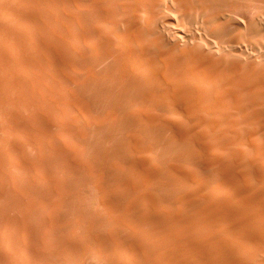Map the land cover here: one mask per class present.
Returning <instances> with one entry per match:
<instances>
[{"label": "bare ground", "instance_id": "1", "mask_svg": "<svg viewBox=\"0 0 264 264\" xmlns=\"http://www.w3.org/2000/svg\"><path fill=\"white\" fill-rule=\"evenodd\" d=\"M123 1L122 5L119 0H0V125L4 123L1 128L6 127L12 137L17 135L13 142L8 138L11 134L4 136L7 139L3 137L0 141L3 147H0L5 152L17 153L23 168L28 171L30 165L38 170L40 175L35 174L39 176L48 177L53 172L80 175L78 177H111L116 173H132V176H142L143 180L144 177L150 179L154 181L152 186L155 188L157 185L167 195H176V203L171 204L166 198L168 206L165 204V207L172 210L175 206L174 209L177 208L181 213L180 218L187 213L191 218L194 241L191 244L193 256L190 264H264V169L260 167L264 166V60H261L264 57L260 59L261 63L251 64L250 61L246 64V61L239 63L237 59L228 57L232 53L230 50L231 53L226 52L228 55L221 51L218 56H214L198 44L188 45L187 42V45L180 48V42L184 37L187 38L188 32L177 30L180 25L167 32L159 26L164 22L173 26L172 15L169 12L163 14L162 10L168 4H175V7H179L181 16L189 22L198 20L209 9L211 12L205 19L207 28L211 30L216 25L224 28L234 25L235 35L242 36L240 22L223 12L228 9L223 6H234L236 1H245L243 4L250 1L255 6V15L253 14L254 20L249 22V31L256 37L264 32V0ZM213 5L223 8L212 11L210 7ZM19 27L23 31L18 30ZM102 29L106 31L103 32ZM236 36L232 38V42L236 41ZM82 40L87 43L86 47L81 46ZM208 45L212 47L211 43ZM52 63L58 67L50 69L47 64ZM61 67H69V72L64 71L67 68L63 70ZM69 69L72 70L71 73ZM202 76L203 81L200 80ZM22 78H26L28 82L30 80L33 87L36 86L34 88L38 87L45 93L48 105L41 106L44 100L40 104V98L27 86L31 82L26 85ZM22 99L30 101L32 107L39 108L38 112L35 110L36 117L33 118L34 123L31 121L32 124L30 120V124L27 122L28 117L23 118L25 121L21 119L23 114L20 108V111H16V106L22 103ZM228 101L232 103L230 107ZM8 106H13L11 109L16 110L12 111ZM15 111L22 115L20 117L17 113L20 119ZM23 111L27 113V110ZM86 117L94 123H85L86 119H83ZM20 120L29 124L28 128ZM56 121L65 125V130L61 131L64 134L62 136L77 142L76 150L79 143L77 151L70 149L72 146L68 149L58 143L60 138L51 141L42 138L44 133L56 135V125H53L55 129L52 126ZM84 135L87 136V139L84 138L86 141L89 140V135L93 139L95 136L100 137L103 148L99 149L91 138L86 142ZM117 138H122L123 143H118L120 141L117 142ZM25 140L34 148L32 159L28 157L34 164L25 160L28 154L24 155ZM161 148L165 152H161ZM131 150L140 155L139 160L133 159L131 153L126 152ZM5 152H0V155L4 157L6 154H2ZM204 157H208L215 169L207 166ZM0 159L5 161L4 158ZM152 162L154 167L149 164ZM190 167L198 172H192ZM187 177L199 178L201 182L198 180L199 183L191 184L186 181ZM13 185L16 186L15 183ZM24 189L28 192L31 190L27 187ZM142 189H139L140 198H148L149 203L152 202L150 204H155L157 198L151 195V189ZM198 195L201 197L198 198ZM106 197L102 200L106 208L116 215L120 213L127 223L139 226L150 221L151 218L145 215L147 212L143 217L137 213L138 210L141 213L142 208L139 207L142 206L141 203L138 206L134 199L138 201L139 197H134V201L129 199L130 203L128 200L125 205L116 198L113 200ZM160 201L164 202L162 199L157 200ZM157 204L159 203L155 206ZM152 220L154 219L151 222ZM43 224L44 227L46 224ZM132 225L130 227L134 228ZM112 227V230L116 229ZM122 227L119 229L117 226V230L126 231ZM144 229H147L146 225ZM38 230L40 228L36 231ZM44 230L47 232L45 227ZM119 231L117 232L120 233ZM28 235L31 234L27 232L25 241L29 245L26 248L40 244L39 239H36L39 243H35V237ZM18 237L22 238L20 232ZM111 237L121 244L119 251L122 249L124 254H130L133 260L135 255L138 256V253L135 254V247L126 241L128 239L125 235L115 233ZM147 240H144L146 245L148 242L149 245L154 244L153 248L157 247L156 251L161 253L156 252L158 257L166 255L167 246L162 245L165 250L162 246L158 247L160 240L156 241L157 244L151 243V239ZM146 245L144 244L143 250ZM149 245L148 250L153 253L155 250L152 251V246ZM139 250L140 248L138 252ZM29 254L25 258L30 257ZM147 254L142 257L139 254L140 262L137 263L142 264V260L144 263L150 262V255L155 258V253L149 256ZM166 259L164 257L159 260L161 262ZM163 261L162 264H166Z\"/></svg>", "mask_w": 264, "mask_h": 264}, {"label": "rangeland", "instance_id": "2", "mask_svg": "<svg viewBox=\"0 0 264 264\" xmlns=\"http://www.w3.org/2000/svg\"><path fill=\"white\" fill-rule=\"evenodd\" d=\"M119 2H120V4L122 3V5L124 4L123 0H119ZM240 2L236 1L234 6H223L224 9H225V7L228 9H225V10L222 9V10H223V12L228 14V16L233 17V19H236L240 22L241 31H242L241 33H243L244 36L242 35V36L237 37L235 35L236 30H235L234 25H230L231 27H229V25H228V28L226 26L224 28L221 25H216V27L214 26V28H211V30H210V28H207L205 26V21H206L205 19H206L207 14H209L211 12V10L209 11V9H207L208 11L206 10L205 15L202 17H199L198 20L193 19V20H190V22H189V20H186L181 16L180 9L177 5L175 7L174 6L175 4H173V5L168 4L167 6L169 8L164 7L166 10L165 9H164V11L162 10L163 14H166L169 12L168 14L172 15L171 17L173 19V22H172L173 26H171V24L166 23V24L170 25L169 26L170 28H169L168 25L165 24V22L160 23L159 26H161L167 32V31H172L173 30L172 28H174V29L178 28L177 26L180 25L179 26L180 28H178L177 30L182 29L185 33L188 32L189 35H187V38L184 37L185 39L183 38L184 40L182 39V41L180 42V45H179L180 48L181 47L183 48L185 45H187V42H188V45H189V43H192V45L198 44L204 50H208L206 52H208L214 56H218L221 51L222 52L224 51V53H222V54H225L226 52H228V53L232 52L234 55H232V53H231L228 57H230L234 60L237 59V62H239V63H246L247 62L246 64H249L250 61L252 62L251 64L261 63L260 59L264 57V46H263L264 45V32L261 35H258L256 37L252 36V34L249 31V25L252 22L251 20H254L253 17L255 15L254 14L255 13V6L252 5L253 3H250V1H246L247 2L246 4H243V2L245 3V1H242L241 3L243 5H241ZM214 6L216 8H213ZM223 7L213 5L212 7H210V9H212V11H215V10L223 8ZM252 9H254V12ZM194 21H196V22L194 23ZM202 21H204V22H202ZM21 29L22 28L19 27L18 30H21ZM22 31H23V29H22ZM102 31L104 32L106 30L102 29ZM263 31H264V28H263ZM235 36H236V38H235L236 41L232 42V38ZM238 39H239V41H238ZM240 41H241V43H240ZM208 43H211L212 47H209ZM219 44H220V46H219ZM202 45H204V46H202ZM81 46L86 47L87 43L84 40H82ZM222 48L223 49L225 48V49L223 50ZM261 49H262V51H261ZM238 55H239V57H238ZM37 57H36V60H37ZM256 57H259L258 58L259 60ZM261 60L263 61L264 58ZM47 65L50 69H54L55 67H58L55 64L53 65V63L50 65L49 64H47ZM61 68L63 70H64V68L65 69L67 68L64 71H66L67 73L69 72V71H67L69 67H64V68L61 67ZM142 68H139V70L140 69L142 70ZM156 68L159 69V67H156ZM69 70L71 73L72 70L71 69H69ZM73 70H75V69H73ZM142 71L144 73L146 72L144 68ZM73 72H72V74H73ZM75 73L77 74L78 72H75ZM140 73L144 74L142 72H140ZM74 75L75 74H73L72 76H74ZM22 80H24L23 83H25L26 85H27V83L31 82L30 80L28 82V80H26V78H22ZM200 80L203 81L204 77L202 76L200 78ZM30 84L32 86L31 85H27V86L31 87V89H30L31 92H33V94L35 92L34 95L40 98V99L38 98L40 104L42 103V100H44L43 104H41V106L48 105V103L45 100V93L43 91H40V89L38 87L34 88L36 86L33 87V82H31ZM32 89L34 91H32ZM37 89H39V90H37ZM37 92H38V95L36 94ZM39 94H41L42 96L41 95L39 96ZM20 102H22V103H20ZM20 102H19L20 104L19 103L18 104L21 105L22 107H19V105L16 106L17 110H16V108L12 110L11 108H13V106H11V107L8 106L9 107L8 109H11L12 111H14V110L20 111L19 108L22 111L24 109L27 110V111H25L27 113H23L24 111L23 112L20 111L23 114V116L20 115L18 112H16V111L15 112H16V114L18 113L20 115V117L22 116L21 119L23 121H25L23 119L24 117H26V118L28 117L27 119L25 118L27 120V122H29V120H30V122L32 121L34 123L33 118L36 117L35 116L36 115L35 110H36V112H38L39 108H37L35 105H34L35 108L32 107L33 104L26 99H22V101L20 100ZM231 105H232V103L230 101L228 103V107H230ZM29 108H30V110H29ZM30 111L32 112V114ZM33 111H34V116H33ZM29 113H30V115H29ZM18 114L16 116L19 118ZM29 117L33 120H31ZM173 118L174 117H172V119ZM22 120H20V121L22 122ZM83 120H85L84 121L85 123L86 122L90 123V124L94 123V121L89 120L87 117L84 118ZM173 120H172V122H173ZM30 122H29V124H30ZM32 122H31V124H32ZM45 122L48 123L47 121H45ZM0 123H2V121H0ZM53 123L54 124H52V126L56 125L55 126L56 131L53 130L52 132H53V134H54V131H55V133L57 132L56 135L54 134L51 136L50 135L51 133H49L48 135L46 133H44V136H42V138L44 137V140L47 139L50 141L52 139L57 140V138H60L61 139L60 141L57 140L58 143H61V145L65 146L66 148L72 146V147H70V149H75V151H77L79 149V143H78V147L76 150L75 147L77 146V144H76L77 142H72V141H70L71 139H69V138L67 139V136L66 137L62 136L64 134L61 131L65 130V128H64L65 125L63 123L61 124V121H58V123H57V121L53 122ZM22 124L23 125L25 124L26 127H27V125H29V124H26L24 122H22ZM173 124H174V122H173ZM1 125H4V123ZM1 125H0V137L2 135L3 136L0 138V141H2L4 138H6L8 136V134H11L10 135L11 137L10 136L8 137L9 140L15 141L14 138L16 139L17 135H15V137H12V133L7 132L6 127H4V126H3V128H1ZM24 126H21V127L24 129ZM26 127H25L24 131H26ZM55 127H54V129H55ZM57 127L58 128L60 127L59 130ZM18 128H20V127H18ZM20 131H23V130L20 129ZM27 131H28V129H27ZM58 132H59V136H57ZM19 135L22 136V134H19ZM60 135L62 136V138ZM86 135L88 136V134H86ZM4 136H6V137H4ZM87 136L85 137V135H84L83 139L84 138L87 139ZM10 138H13V139H10ZM90 138L91 137L89 135V137H88L89 140H87V141H90ZM86 139H84V140L86 141ZM119 139L117 138L116 141L118 140L120 142H118V141L117 142L121 143L122 138H119ZM170 139L171 138H169V140ZM91 140H92V142L95 141V144L98 145L99 149L103 148V145H100V144H103V141L100 137L95 136V138L93 139V137H92ZM166 140L169 142L168 139H166ZM25 141H27V140H25ZM25 141H24L25 145L23 144L25 146V148H23V149H25L24 155L26 153H28L29 156H28V154H27V156L25 155L26 158L31 157V159H32V157H33L32 155L34 153L33 152L34 148L29 145L28 141H27V143ZM170 142H171V140H170ZM172 142H173V140H172ZM71 143H73V144L71 145ZM0 146L3 147V145H1V142H0ZM2 147H0V149ZM161 149H159V150H161ZM1 150H3V151H0L1 153L5 152V149L2 148ZM162 151L165 152V150H163V149L161 150V152ZM6 152L4 154H2V155L6 154L4 157L0 155V157L4 158V160H5V161H2L0 159L1 160L0 161V170L1 171L4 170L5 172L9 171L8 173L6 172L8 176L6 175V173L0 171V173H3L4 175H6V177H5L3 174H0V175H3V176H0V264H128L129 262H130L129 264H140V263H137V262H140L139 254L141 255V257H142V255L145 256L147 254V252L149 251L148 250V245H149L148 241H150V239L152 241L151 243H156V244L160 240L159 241L160 243H158L159 244L158 247H161L162 245H164V247H165V245L167 246V247H165L166 250L162 246V248L166 251L167 257H166V255H161V256L159 255V257H158V255L156 254V252H159V251H156L157 247H155V249H154L153 248L154 244L153 245L151 244L149 246H152V249H151L152 251H153V249L155 250V251H153V253H155V258L154 257L152 258L151 255L149 256V254H153L151 251H149L147 255L149 256L148 259L150 260V262L144 263L143 262L144 260H142V258H141L142 264H155V263L156 264H162L163 260H161V262H160L159 259H162L164 257L167 258L166 260H164L165 262L163 261V263H166V264H180V263L181 264H188V263L190 264L191 258L193 256L191 244L194 241V237H193V233H192L193 225H192L191 218L189 217L188 213H187V215H185V217L181 216L182 218H180V215H181L180 211L177 208L174 209V207H175L174 203H176V201H177L176 195L171 194V192H169V193L172 196L167 195L168 193L167 194L164 193L166 191H164V189L162 190V188L158 187L157 185H156L157 188H155V186H152V185H154L153 184L154 181H152L150 179H149L150 180L149 181V180L145 179V177L143 180V179H141V178H143L142 176H140V175L138 176L137 174H136V176H134L135 174H133V176H132V173L130 174L132 177H130L129 174H117L116 173V175L112 174L111 177H110V175H105V176L103 175L102 177H105V178H102L100 176H96V177L94 176L93 177L92 175H90V176L88 175L89 177L88 176L84 177V175L82 177H78L80 175H76V176L72 175L71 176V175H67V174H63V173L58 174V172H53V173H51V175L55 173L54 176L50 175L48 177H44L42 175L39 176L40 173L38 172V170L34 169V167H31L30 165H28L29 170L26 171L23 168V166L21 164V160H19L20 157L17 156V153H13V151H12V153L11 152L6 153ZM126 152L127 153L129 152V154L131 153L130 155L133 157V159H135V160L140 159V155L137 154V152H133L132 150H131V152L130 151H126ZM161 152L159 151V153H161ZM163 153H161V154H163ZM72 154L73 153L71 152V155ZM164 155H166V154H164ZM26 158H25V160L27 162H32V161H29L30 158H28V160ZM205 158L206 157H204L203 159L206 160L205 163H207V166H209V168L213 167L214 164H212L210 162L208 157H207L208 160ZM7 159H9V161ZM209 162H210V164H209ZM11 163H12V165L13 164L14 165L11 166ZM32 163L34 164V162H32ZM32 163H28V164L32 165ZM153 163L154 162L149 163L150 166H152ZM9 164H10V166H9ZM261 165H263V164H261ZM153 167H154V165H153ZM260 167L264 169V166H260ZM35 168H36V166H35ZM192 169L194 170V167H192L191 170ZM212 169H215V168L213 167ZM193 170H192V172H195V170H196V173L198 172L197 169H195L194 171ZM12 172H13V175L16 172H17V174H15L13 176ZM35 173H37V174L39 173V175H37ZM119 178H121V179L124 178V179L121 180ZM15 179H16V181H15ZM196 179L187 177L186 181L187 182L189 181L191 184L192 183L193 184L199 183L200 179L199 178H196ZM12 180H13V182H12ZM132 180H133V182H132ZM31 181H32V184H31ZM136 181H137V184H136ZM27 182H29V183L27 184ZM119 182H121V183H119ZM150 182H152V183H150ZM14 183L16 184L17 187L15 185H13ZM22 183H24V184L22 185ZM123 183H124V186H123ZM25 184H26L25 187H27L31 190L33 189L32 187L36 186L33 189V193L31 192V190L29 191L30 192L29 193L27 191V189H24ZM33 184H34V186H32ZM134 184H135V187H133ZM155 184H157V183H155ZM20 185H22V186H20ZM29 185H31L32 187ZM128 185H129V187H127ZM140 186L142 188H144L145 190L147 189V191L149 189H151L152 187L154 188V190L158 189L159 192L157 190V192L155 191V193H154L153 188L151 189V191L149 190V192L151 193V195H153V197L155 196V198H157V200L162 199V200H164V202L160 201L161 202L160 203V202H157V200H155L156 201V202H154L155 204L159 203L155 206V204H150L152 202L149 203L148 198H145V197L142 198V196L140 198V190L139 189H142ZM18 189L20 190V192ZM24 190H26V191H24ZM217 192H216V194H217ZM164 194H166V195H164ZM219 194L220 193H218L217 196H220ZM173 196H174V198H173ZM198 196H199L198 198L201 197V195H198ZM105 197L106 198H112L113 200H114V198H116V199H118V201L120 203L122 202V204H124V205H125V202H126V204H128L127 201L129 199L133 200L134 197H136V198L139 197V199H138L139 202L137 201V199H134L138 203V206L140 203H141L140 205L142 206V207H139V209L142 208L140 210L141 213H139L138 208H137V210H138L137 213L142 214V217H143V215L147 212L148 215L147 214H145V215L147 217L149 216V218L154 219V220H152V222H151V219H150L149 222L144 223L146 225L147 229H144L145 228L144 224H140L138 226L135 224L132 225L130 223H127V221H125L123 219V217L120 213H118L116 215L115 213L110 212L106 208V206L104 205V203L102 201L103 199H105ZM166 198L168 199V201H170L171 204H172V202H174L173 203L174 207L172 208L173 211L167 207L168 205L165 202H168V201H165ZM217 198H219V197H217ZM142 199H143V201H142ZM80 200H81V203H80ZM130 200L128 201L129 203H130ZM174 200H176V201H174ZM147 203H148V206L146 205ZM165 204L167 205L166 207H165ZM204 204L205 203H202L203 206H205ZM147 207H149V208H147ZM163 209H164V212H163ZM142 210H145V212ZM161 211H162V213H161ZM80 212L82 213V215ZM149 212H151V213H149ZM90 215H92V217H90ZM79 216L81 218L83 217L84 220H83V218L81 219ZM84 216L85 217L87 216V217L85 218ZM38 218H40V219L38 220ZM27 220L29 222H27ZM90 220H91V222H90ZM117 220H119V221H117ZM177 220H180V221H177ZM79 221H80V223H79ZM153 222L155 224H152ZM125 223H127L129 225L127 226V224H125ZM42 224L43 225L46 224L44 227H45L47 232H45ZM113 224H114V226H113ZM115 224L116 225L118 224L117 225L118 228L121 225L123 226V224H125L124 226L127 228H125L124 226L123 227L121 226V227L123 230H126V231H122V230L119 231V229H121V227L117 230V226L115 227ZM39 225L42 226L43 229H41V227ZM90 225H91V227H90ZM131 225H132V227L134 226V228H131L130 227ZM150 225H151V227H150ZM152 225H157V227L156 226L153 227ZM159 226H160V229H159ZM16 227H18V228H16ZM87 227H89V228H87ZM111 227L116 228V229L112 230ZM38 228H40V230L36 231ZM137 228H138V230H136ZM143 229L145 231H143ZM88 230L91 232H89ZM86 231H88L89 234ZM113 231H116L115 233H117L120 236L125 235L127 237L126 239H128L126 241H128L129 244H131L132 246L135 247V248L133 247L135 249V252H136L135 254L138 253L139 257L137 255H135V258L133 260V257H130V254L127 255L128 254L127 252H126L127 254H124L125 251H123L124 252L123 253L122 249H121V251H119V248H120L119 246L121 244L118 241H116L115 239H113V237H111L115 234V233L111 234ZM117 231H119L120 233H118ZM19 232H20V234H22V238L21 237L17 238V234H19ZM27 232H28V234L29 233L31 234V236L28 235L29 237H31V238L35 237L33 240V241H35V243L40 242V244H36V246H35L37 249L34 246L32 248L31 245H30V247L27 246V248H29V249H27L25 247L26 245H29L25 241L26 240L25 238L27 236ZM32 232L34 235H32ZM37 232H38V234H37ZM90 233H92V234H90ZM92 235H94V236H92ZM127 235H129V237ZM89 236H91V237H89ZM45 237H46V240L44 241ZM129 238H130V240H129ZM148 238H150V239L147 240ZM182 238H184L185 240ZM36 239H39V242ZM145 239L148 242L147 245H146V241H144ZM162 239H163V241H162ZM62 241H64V242H62ZM130 241H131V243H130ZM161 241H162V243H161ZM166 241H168V242H166ZM176 242H177V244H176ZM144 244L146 245L145 250H148L147 252L145 250H143ZM38 245L39 246L41 245L40 248ZM139 248H140V250L138 252ZM149 248H151V247H149ZM104 251H105V253H104ZM21 253H23L24 255L23 254L21 255ZM26 253L27 254L30 253L29 254L30 257L32 256L31 259H30V257H26L28 260L25 258V256H28ZM107 253L110 255H108ZM168 253H169V256H168ZM105 254H107V255H105ZM170 255H171V257H170ZM136 256L138 258L137 260H139V261L136 260ZM21 257H23V258H21ZM126 257H127V259H126ZM175 257H176V260H175ZM173 258H174V260H173ZM154 259H156V260H154ZM31 260L34 262H32ZM124 260H126V261H124ZM127 260H128V262H127ZM153 260H154V262H153ZM178 260H180L179 263H178ZM38 261L40 263H38Z\"/></svg>", "mask_w": 264, "mask_h": 264}]
</instances>
